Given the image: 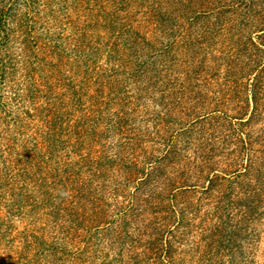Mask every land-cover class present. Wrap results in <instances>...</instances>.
I'll use <instances>...</instances> for the list:
<instances>
[{
	"label": "rangeland",
	"instance_id": "rangeland-1",
	"mask_svg": "<svg viewBox=\"0 0 264 264\" xmlns=\"http://www.w3.org/2000/svg\"><path fill=\"white\" fill-rule=\"evenodd\" d=\"M37 1L32 11L25 0H0V264H264V196L252 223L244 222L239 209L219 220L211 198L249 187L242 162L253 153L222 143L217 136L226 132L215 124L206 125L214 137L200 136L201 118L193 119L201 104L193 110L190 102L197 94L179 88L200 60L221 64L218 76L207 70L209 96L223 83L220 47L237 32L219 35L209 25L217 0L181 1L176 26H168L178 42L169 86L158 82L149 89L141 80L134 83L139 68L134 70L128 52L121 66L120 52L85 49L104 32L112 3L102 2L101 17L96 2L86 10L79 0ZM219 1V11L235 2ZM108 67L123 81L109 95L102 84L106 100L93 98L92 104L101 105L109 123L125 124L106 132L104 122L102 137L93 143L92 132L81 136L77 126L83 105L101 87L98 69ZM69 171L86 179L100 172L92 182L100 223L66 234L72 207L59 219L50 217L43 192ZM87 209L90 219L94 214ZM39 235L47 246L38 254L28 246Z\"/></svg>",
	"mask_w": 264,
	"mask_h": 264
},
{
	"label": "trees",
	"instance_id": "trees-1",
	"mask_svg": "<svg viewBox=\"0 0 264 264\" xmlns=\"http://www.w3.org/2000/svg\"><path fill=\"white\" fill-rule=\"evenodd\" d=\"M181 1L79 0L80 5L87 4L86 10H93L91 6H95L96 2L99 6L96 9L97 12L101 13V17L104 15L101 12L102 2L105 4L112 3L114 10L112 15L106 14L107 18L103 20L104 22L107 21L102 28L104 32L95 34L98 37L97 39L88 40L84 44L86 45L85 49L89 48L91 53L96 54L102 52L104 47L108 48L104 51L108 50L113 54H115L114 52H120L118 61L121 66L126 62L125 54L128 52L129 57L133 58L131 63L136 64L134 70L136 71L139 68L132 75L135 84L141 80L146 89L151 88L158 82L163 87L169 86L167 78L173 62L172 59L176 55L177 49L174 47L177 46L178 42L168 30V26L171 23L176 26L177 18L175 14L181 9ZM234 1L233 4L227 6L229 11H219L221 5L220 1L217 0L216 14L211 15V19H209L211 20L209 25L213 24L219 35H225L228 31L235 35L237 32L233 41L225 44L224 48L220 47L226 60V70L222 75L223 79L221 81L223 83L215 90L217 95L212 97L213 92L211 96L208 94V87L211 85L209 80L212 76L207 74V70L211 69L218 76L217 71L221 64L210 66L206 65L204 60H200L198 67L187 74V80H183L179 88L182 93L184 91L188 92L190 89L192 91L190 95L197 94V97L190 99V102H192L191 108L193 110L201 104V107L194 110V113H196V110L198 112L193 119L197 122L201 118L203 127H200L198 133L200 136L210 137L211 133L207 131L206 125L215 124L220 132H223L222 130L226 132L223 137H221V133L217 136L218 139L222 140V143H226L229 147L239 144L241 147L237 152L253 153L245 164L242 162L245 177L250 179L249 187L243 184L240 189L241 193L236 194V196L220 191L217 195L211 197L216 200L215 212L219 213V220L228 218L224 215L227 214L228 216L232 211L239 209L241 211L237 213L244 214V222L252 223L253 219L250 216L255 213L256 206L262 202L264 196V0ZM37 2V0H25V6L33 11V9H36ZM46 5L49 6V4H45V8H48ZM200 5L203 6V4ZM204 5L205 8L203 7V9H207L206 4ZM208 13L211 14L210 11ZM112 39L114 41L111 44ZM205 68L206 71H204ZM103 70L98 69L99 76L97 79L99 80L96 81L101 87L98 90L94 88L95 94L90 95L87 105H83L86 112L79 119L80 122L77 126L81 129V136L83 134L84 136L88 135V131L92 132L90 137L93 143L99 141L102 137L101 126L104 122L107 123L106 132L111 130L114 132L118 129V126L123 127L125 124L123 120H117L115 126V121L111 120L109 123L110 118L108 116L104 119L105 114L101 105L92 104L93 98L99 101L100 99L106 100V98H103L104 89H102V84L105 85L103 88H110L109 95L123 81V79H118L117 75H114L116 71L111 70L109 67ZM212 75L215 76V74ZM195 98L197 99L195 100ZM109 99L111 100V98ZM213 101H215L214 107H212ZM203 110L205 112L200 115ZM224 124H226V128ZM108 125L109 127H107ZM73 134L77 135L76 133ZM213 134L212 137H214ZM210 156L213 155L210 154L208 157ZM238 157L242 160L244 156L240 155ZM90 161L85 163L89 164ZM207 166V163H204L201 168ZM64 173V179H54V186L43 192V196L48 199L49 203L48 215L54 219H59L58 215L61 212H69L72 207L74 211L73 219L69 220L72 226L65 230L66 234L76 233L80 229L85 230L90 225L97 226L100 223V218L97 216L100 214V205L96 204L99 199L92 188V182L98 178L100 172H97L98 176L90 177V179L80 178L78 172L69 171ZM224 174H227L226 171ZM126 180L129 181L130 179L126 176ZM205 190L209 196L214 195L209 193V188ZM115 191L117 193L119 187ZM87 207H91L94 214L90 219L86 217ZM247 214L249 215L247 216ZM229 220H232V218L229 217ZM56 221H60V226H62L63 221ZM223 222L220 221V228L225 226V224L221 225ZM256 222L257 220H254L252 225ZM247 227L244 229L246 230ZM41 238L42 235H39L34 241H30L28 247L32 245L31 250H34V253L39 254L45 251L47 244Z\"/></svg>",
	"mask_w": 264,
	"mask_h": 264
}]
</instances>
